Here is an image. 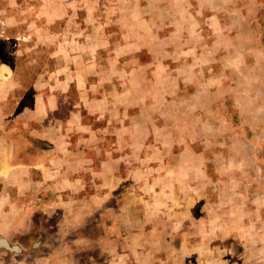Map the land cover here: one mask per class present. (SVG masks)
I'll return each mask as SVG.
<instances>
[{
	"label": "rangeland",
	"instance_id": "obj_1",
	"mask_svg": "<svg viewBox=\"0 0 264 264\" xmlns=\"http://www.w3.org/2000/svg\"><path fill=\"white\" fill-rule=\"evenodd\" d=\"M0 264H264V0H0Z\"/></svg>",
	"mask_w": 264,
	"mask_h": 264
}]
</instances>
